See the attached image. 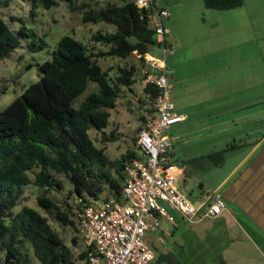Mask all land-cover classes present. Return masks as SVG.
<instances>
[{
  "label": "trees",
  "instance_id": "1",
  "mask_svg": "<svg viewBox=\"0 0 264 264\" xmlns=\"http://www.w3.org/2000/svg\"><path fill=\"white\" fill-rule=\"evenodd\" d=\"M39 1L46 10L58 5L57 0ZM61 1L67 3L70 11L80 14L83 23H106L114 26L115 31H99L91 36L99 45L95 52L88 51L73 36L61 37L51 59L37 65L42 73L40 79L0 112V251L4 252L0 264H27L16 245V236L31 245L41 264H77L71 248L49 222L52 219L63 226L73 224L69 213L46 196L55 187L61 188L55 176L64 175L69 180L72 189L68 196L75 199L77 217L83 205L92 200L121 198L125 165L136 156L135 150H127L120 159L111 161L105 150L94 144L89 131L100 133L103 142L116 140L114 132L110 136L105 132L110 111L116 108L123 91H132L139 69L118 68L117 75L112 77L97 61L139 55L143 63L144 54L152 46H166L165 40L156 42L151 19L143 16L133 0L106 2L99 8L92 7V0ZM202 3L208 10L228 11L241 7L244 0ZM20 37L27 38L23 27L16 34L0 16V61L20 46ZM39 41V46L33 41L28 43V49L42 50L44 42ZM90 84L96 85V90L78 99ZM143 93L152 116L158 90L146 85ZM235 147L232 143L208 158L214 165H222L224 153ZM29 185L43 191L37 197L43 213L29 206L18 208L22 189ZM85 257L83 250L79 260ZM160 258L176 264L169 255Z\"/></svg>",
  "mask_w": 264,
  "mask_h": 264
},
{
  "label": "crops",
  "instance_id": "2",
  "mask_svg": "<svg viewBox=\"0 0 264 264\" xmlns=\"http://www.w3.org/2000/svg\"><path fill=\"white\" fill-rule=\"evenodd\" d=\"M188 3L155 0L157 8L169 13L163 21V39L173 54L165 65L173 111L184 117L168 128L167 135L172 141V161L178 164L174 163L180 190L192 175L210 194L191 202H209L219 196L226 210L213 219L191 221L172 212L173 225L163 221L162 230L146 236L155 251L150 264H168L160 258L166 255L176 264H264V88H250L246 57L238 62V73L236 62L229 57L212 67L198 64L181 72L188 60L184 51L199 43L206 31L205 23L199 21V9ZM190 82L196 85L195 91L197 87L213 90L215 97L180 105ZM217 96L223 97L221 101ZM232 143L236 147L224 153L222 165L209 160L208 155Z\"/></svg>",
  "mask_w": 264,
  "mask_h": 264
},
{
  "label": "rangeland",
  "instance_id": "3",
  "mask_svg": "<svg viewBox=\"0 0 264 264\" xmlns=\"http://www.w3.org/2000/svg\"><path fill=\"white\" fill-rule=\"evenodd\" d=\"M92 1V7L99 8L105 5L106 2L113 3L116 0ZM186 1L189 2V6L199 9V21L205 23L206 31L199 43L193 44L184 51L188 60L186 64L181 65V72L189 71L198 64L212 67L222 58L229 57L236 62L235 72L238 73V62L246 57L250 60L247 68L250 88H264L262 83L264 81V0H244L241 7L228 11L205 9L202 0ZM57 4V6L46 10L39 0H0V16L16 34L23 27V33L27 37H20V46L7 58L0 61V112L13 99L20 96L29 85L40 79L42 73L37 65L51 59L56 44L61 37L65 35L73 36L83 42L88 51L95 52L99 45L91 40V36L99 31H115L114 26L106 23L85 24L82 22L79 13L68 9L65 1L57 0ZM33 5L35 6L32 7ZM32 32L34 35H32ZM39 39L44 42L43 49L37 50L35 48L33 52L30 51L28 43L33 41L39 46L41 45ZM155 40L157 43H161L162 37L156 35ZM149 54L156 59H163L162 52L157 45L151 47ZM191 55L193 57H190ZM97 63L103 70H108L112 77L117 75L118 68L135 66L138 70L143 66L139 55H132L126 59L105 58L98 60ZM135 79L136 84L132 91H123L117 99L116 108L110 111L109 126L105 129V132L107 136L114 132L116 140L103 142L100 133L94 130L89 131L94 144L99 148H103L106 156L111 161L120 159L127 150H135L136 134L144 126V119L151 115V107L143 93L144 86L138 73L135 74ZM169 85L172 86L170 79ZM195 87L196 85L191 82L188 86L186 83L183 93L187 95L179 101L180 105H193L196 100H203L210 95L215 97L213 90L200 91L197 87L198 89L195 91ZM95 90L96 85L90 84L86 92L78 99H83ZM171 91L172 87L170 93ZM222 98V96H217L216 100L221 101ZM169 132L170 129L167 130V134ZM171 163L177 164L173 161ZM189 167L191 168V164ZM177 174L178 168L176 167L175 175L178 179ZM29 176L33 178L31 173H29ZM55 178L60 183L61 188L55 187L46 196L53 199L62 210L69 213L73 224L63 226L52 219H49V222L71 248L73 258L79 264V254L84 250V246L79 222L75 217V199L68 196L72 186L64 175H56ZM198 184L197 180L191 175L188 185L186 187L182 186L183 193L190 201L196 198L201 200L210 194V192L202 190ZM41 194H43V191L38 187L25 186L22 189V198L18 208L29 206L43 213L42 208L37 203V197ZM16 241V245L26 259L27 264H41L34 256L33 249L28 242L17 236ZM3 257L4 252L0 251V260Z\"/></svg>",
  "mask_w": 264,
  "mask_h": 264
},
{
  "label": "built area",
  "instance_id": "4",
  "mask_svg": "<svg viewBox=\"0 0 264 264\" xmlns=\"http://www.w3.org/2000/svg\"><path fill=\"white\" fill-rule=\"evenodd\" d=\"M133 2L145 11L143 16L151 19L156 34L164 40L163 21L168 11L157 8L155 0ZM159 48L163 59L146 53L138 71L143 86H153L158 95L155 112L136 134V156L125 165L121 198L92 200L77 214L86 251L79 264H150L155 260V251L146 236L162 230L163 221L173 225L172 212L191 221L213 219L226 210L219 196L209 202H191L179 188L176 167L171 163L172 141L166 134L184 117L174 113L170 99L165 60L173 50L167 45Z\"/></svg>",
  "mask_w": 264,
  "mask_h": 264
},
{
  "label": "water",
  "instance_id": "5",
  "mask_svg": "<svg viewBox=\"0 0 264 264\" xmlns=\"http://www.w3.org/2000/svg\"><path fill=\"white\" fill-rule=\"evenodd\" d=\"M142 14H143V15L145 14V11H144V10L142 11Z\"/></svg>",
  "mask_w": 264,
  "mask_h": 264
}]
</instances>
